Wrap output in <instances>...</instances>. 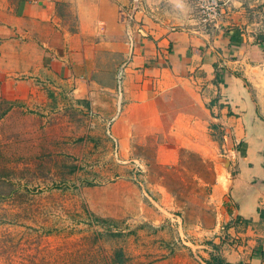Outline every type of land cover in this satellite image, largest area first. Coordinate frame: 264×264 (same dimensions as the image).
I'll use <instances>...</instances> for the list:
<instances>
[{"label":"crops","instance_id":"obj_1","mask_svg":"<svg viewBox=\"0 0 264 264\" xmlns=\"http://www.w3.org/2000/svg\"><path fill=\"white\" fill-rule=\"evenodd\" d=\"M225 1L220 26L202 31L190 0H0V101L45 112L54 108L52 98L62 112L65 99L83 104L95 138L113 120L109 133L124 179L110 200L124 206L131 197L136 206L142 202L126 179L133 162L144 167L141 190L166 198L164 177L151 174V166L174 169L188 153L216 167L229 151L234 207L222 216L235 219L227 234L238 242L219 260L264 264V116L257 109L264 94V0ZM126 10L133 13L130 29ZM241 143L245 152L235 159ZM199 253L132 256L137 264H203Z\"/></svg>","mask_w":264,"mask_h":264},{"label":"rangeland","instance_id":"obj_2","mask_svg":"<svg viewBox=\"0 0 264 264\" xmlns=\"http://www.w3.org/2000/svg\"><path fill=\"white\" fill-rule=\"evenodd\" d=\"M51 103L45 112L0 101V264H137L132 255L143 250L158 256L188 249L213 264L222 252L235 253L238 240L222 216L234 207L229 151L216 167L188 153L174 169L151 166V174L164 177L166 198L141 190L130 164L126 179L142 202L112 203L114 184L124 179L123 165L109 156L112 142L93 136L83 104L65 99L62 112L61 101ZM244 152V144L235 145V159Z\"/></svg>","mask_w":264,"mask_h":264},{"label":"built area","instance_id":"obj_3","mask_svg":"<svg viewBox=\"0 0 264 264\" xmlns=\"http://www.w3.org/2000/svg\"><path fill=\"white\" fill-rule=\"evenodd\" d=\"M194 10L197 20L199 22V26L202 31H208L217 29L222 21L223 17V8L226 5L225 0H190ZM122 19L126 22V26L128 29L131 28L133 23V13L131 10H126L122 12ZM138 31H141L140 28L136 27ZM122 75V72L119 73V76ZM89 115H91L89 113ZM113 120L107 123L106 135L110 137V140L113 144L112 157L113 159L121 164L122 161L119 160L118 149L116 145V141L110 136L109 126ZM133 171L134 174L132 179L136 182L138 186H142V183L137 181V177L144 172V167L141 162L135 161Z\"/></svg>","mask_w":264,"mask_h":264},{"label":"trees","instance_id":"obj_4","mask_svg":"<svg viewBox=\"0 0 264 264\" xmlns=\"http://www.w3.org/2000/svg\"><path fill=\"white\" fill-rule=\"evenodd\" d=\"M218 75H219L218 69H215V76L217 77ZM215 84L218 87V82L216 79H215ZM259 216H260V218H264V210H259ZM228 227H235V219L231 221V223L228 225ZM213 264H224V263L219 259H213Z\"/></svg>","mask_w":264,"mask_h":264},{"label":"water","instance_id":"obj_5","mask_svg":"<svg viewBox=\"0 0 264 264\" xmlns=\"http://www.w3.org/2000/svg\"><path fill=\"white\" fill-rule=\"evenodd\" d=\"M258 100H259L260 113H261V115L264 116V94H262L260 96V98H258ZM117 104H118V108H120V104H121V94H119V96H118Z\"/></svg>","mask_w":264,"mask_h":264}]
</instances>
